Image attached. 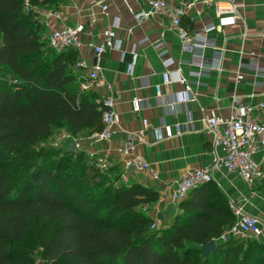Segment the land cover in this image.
<instances>
[{
	"label": "trees",
	"instance_id": "trees-1",
	"mask_svg": "<svg viewBox=\"0 0 264 264\" xmlns=\"http://www.w3.org/2000/svg\"><path fill=\"white\" fill-rule=\"evenodd\" d=\"M64 1L0 0V264H32L34 253L40 264H264V242L218 239L235 215L213 181L191 189L168 225L151 229L146 206L160 193L124 180L117 161L107 158L102 170L82 151L29 152L60 122L72 136L104 126L99 92L80 89L76 47L56 49L43 37L39 8ZM254 186L264 192V173Z\"/></svg>",
	"mask_w": 264,
	"mask_h": 264
},
{
	"label": "crops",
	"instance_id": "crops-1",
	"mask_svg": "<svg viewBox=\"0 0 264 264\" xmlns=\"http://www.w3.org/2000/svg\"><path fill=\"white\" fill-rule=\"evenodd\" d=\"M236 2L240 18L231 24H218L212 5L198 2L182 17L192 23L191 26L184 25L190 30L209 21L215 23L208 32L214 47H206L204 53L210 60L221 51L222 60L219 64L216 62L214 68L202 70L200 75L189 74V70H198L196 65L189 63L193 51L182 48L180 37L166 14L156 13L141 22L135 20L133 11L147 7L148 0H65L57 9L63 14V19L45 22L50 29L63 23L82 26L73 44L79 58L86 63L81 72H88L95 64L100 66L99 76L114 90V108L120 115L112 137L106 141H92L86 149L91 154L108 156L121 164L122 140L128 134L135 136V153L149 161L158 177L140 172L126 178L159 191L160 197L150 210L152 218L158 214L162 218L173 216L178 210L179 201H173L169 193L183 173L213 163L212 135L202 128V119L212 114L229 116L235 95L253 103L264 99V77L260 71L264 69V0ZM104 3L107 4L106 10L102 9ZM107 27L115 29L121 48L97 54L93 45L101 40L102 31ZM143 37L146 40L137 44V61L131 66L130 47ZM159 42L161 47H154ZM162 49L167 52L159 56L158 51ZM177 65H181L189 76L191 91L185 90L179 82H172L163 86V94L157 96L154 84L161 82L162 70ZM98 92L99 95L107 93L106 85L101 86ZM192 92L197 100L182 101L176 104L175 111L164 104L171 95L184 100ZM136 96L142 98L138 112L131 105ZM261 113L264 115V108ZM188 117L192 124H187L186 131L170 138H157L156 130L162 123L181 122L186 125ZM143 118L147 123H143ZM217 152L221 154L222 150L218 148ZM214 177L231 201L248 213L264 217V200L258 194H252L240 176L221 168L214 172ZM259 238L264 242V234Z\"/></svg>",
	"mask_w": 264,
	"mask_h": 264
},
{
	"label": "built area",
	"instance_id": "built-area-1",
	"mask_svg": "<svg viewBox=\"0 0 264 264\" xmlns=\"http://www.w3.org/2000/svg\"><path fill=\"white\" fill-rule=\"evenodd\" d=\"M211 4L215 13L216 21L220 25L234 23L240 18L239 4L236 0H148L145 8L133 11V16L137 22H141L153 16L156 13L166 14L170 18L171 26L177 31L181 46L184 50L193 51V58L189 62L198 67V70H189V74L200 75L202 70L214 68L215 63L221 62L222 53L219 51L213 58L207 60L205 57V48L214 47L213 39L208 32L215 27L213 21L203 24L200 28L190 30L182 25V17L188 13L196 4ZM102 9H107V4H102ZM45 16L53 20H62L63 14L59 10H48L44 12ZM231 20V23H223V21ZM82 26L77 24L63 23L50 29L48 43L50 46L61 49L76 43L77 34L81 31ZM146 40L145 37L133 42L130 47L131 66L137 61L138 51L137 44H141ZM154 47H161V42L156 43ZM121 48V40L119 39L115 29L105 28L102 31L101 40L93 45V50L97 54L105 51ZM166 49L158 51L159 56L165 55ZM77 66L81 69L86 67L84 60H79ZM253 67V65H251ZM100 66L95 64L91 70L86 73L79 74L80 89L88 90L98 89L106 85L107 93L100 95V99L106 109L102 113V121L104 126L101 131L93 132L87 135L91 141L109 140L114 131L115 126L119 123V112L114 108L116 95L109 83H106L99 76ZM264 77V69L260 70ZM162 80L154 84L157 96H161L162 87L172 82H179L184 89L191 91V82L189 76L183 71L181 65L174 68L165 67L161 72ZM195 93L184 100L177 99L176 96H169L164 104L170 110H176V104L184 101H196ZM132 109L138 112L142 106V98L136 96L131 100ZM232 112L229 116L220 114L207 115L202 119V128L211 133V145L214 152L213 163L207 166H199L183 173L175 186L169 193L170 198L178 202L184 199L188 192L203 182L213 181L216 183L214 172L223 169L228 173H235L240 176L249 187L251 193H255L254 185L256 180L262 177L264 173V115L261 113L264 108V99L253 103L243 101L239 96H233ZM143 123H147V119H142ZM187 124H192V119L187 118L186 125L181 122L162 123L161 128L157 129V138H170L181 134L188 129ZM163 132V133H162ZM135 136L128 134L121 144V169L122 176L126 178L130 174L149 172L151 176L157 178L158 175L151 169L149 161L139 154L135 153L136 143ZM76 145H78L76 143ZM221 149L222 153L218 154L217 149ZM256 154H259L257 157ZM100 166L106 168L108 162L104 159ZM127 180V178L125 179ZM231 207L235 215L232 225L227 227L219 236V240L223 241L229 234H242L254 237H261L264 234V217H258L246 212L241 205L231 201ZM160 223L154 220L151 227H156Z\"/></svg>",
	"mask_w": 264,
	"mask_h": 264
},
{
	"label": "rangeland",
	"instance_id": "rangeland-1",
	"mask_svg": "<svg viewBox=\"0 0 264 264\" xmlns=\"http://www.w3.org/2000/svg\"><path fill=\"white\" fill-rule=\"evenodd\" d=\"M50 9H53V8L52 7H45V8L41 7L38 10V12H39L38 18L40 20L41 19L43 20L42 24H44V25H45L46 19H48L45 16L44 12H46ZM49 33H50V28L47 25H45L43 37L46 41L48 40ZM47 45H48V43H47ZM71 140L75 141V151L74 152H76V151L84 152V156L89 161L95 163L97 166H99V163H101L104 159H107V158H109V160H111V161H114L111 157H108V156L89 153L87 151L86 147L88 145H90L92 141L87 138V135L86 134H80V135L72 136L67 131L65 125L61 122L54 127L52 134L48 138L41 139L38 142H36L32 147H30L29 152H32L33 154H35V153L38 154L41 150H44V151L54 152L57 154V156H59L61 153L66 152L65 149ZM76 143L78 145H76ZM12 155H13V153H10L9 156H12ZM33 158L35 159V156ZM72 166L73 165H69L66 168L70 169V170H74V171L77 170V167L73 168ZM101 169L104 170V169H107V167L101 168ZM13 178H15V176ZM120 181H122V178L120 179ZM254 188H255V186H254ZM255 193L258 194L259 197H261L264 200V192H258L257 190H255ZM152 206H153V204L146 206V210L149 213V215H150V210L152 209ZM140 209L142 211H145V205L141 206ZM172 217H173L172 215H166L162 219H158L157 216H154L153 219L159 220L160 223L156 227H151V229L163 228L164 226H166L170 223ZM235 236H240V237H243L244 239H247V240L256 239V240L263 242L262 239L259 237L242 235V234H236ZM32 264H40L38 253H34V261Z\"/></svg>",
	"mask_w": 264,
	"mask_h": 264
},
{
	"label": "water",
	"instance_id": "water-1",
	"mask_svg": "<svg viewBox=\"0 0 264 264\" xmlns=\"http://www.w3.org/2000/svg\"><path fill=\"white\" fill-rule=\"evenodd\" d=\"M40 23H43V20H40ZM66 152H74L75 151V141L71 140L69 142V144L67 145ZM158 219L162 218L161 214L157 215ZM216 246V241L214 239L210 240L209 242L205 243L204 245L201 246V251H202V255L206 256L211 250H213Z\"/></svg>",
	"mask_w": 264,
	"mask_h": 264
},
{
	"label": "clouds",
	"instance_id": "clouds-1",
	"mask_svg": "<svg viewBox=\"0 0 264 264\" xmlns=\"http://www.w3.org/2000/svg\"><path fill=\"white\" fill-rule=\"evenodd\" d=\"M231 20L223 21V23H231Z\"/></svg>",
	"mask_w": 264,
	"mask_h": 264
}]
</instances>
